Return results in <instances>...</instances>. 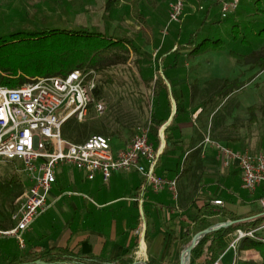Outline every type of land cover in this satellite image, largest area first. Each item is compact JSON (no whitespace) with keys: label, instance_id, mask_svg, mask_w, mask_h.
Segmentation results:
<instances>
[{"label":"crops","instance_id":"0c3cea01","mask_svg":"<svg viewBox=\"0 0 264 264\" xmlns=\"http://www.w3.org/2000/svg\"><path fill=\"white\" fill-rule=\"evenodd\" d=\"M252 1L248 0L249 4ZM240 5L234 14L239 12ZM164 18L155 21V26H163ZM144 53L152 60L146 51ZM180 72L185 75L184 71ZM175 76L177 79L178 75ZM163 77L171 92L172 84L164 71ZM175 85L178 88L186 85L188 90L191 82L178 78ZM174 107L173 104L169 120L162 125L166 138L175 115ZM195 108V112L188 114L191 118L179 124L182 138L177 142L196 146L182 154L179 150L166 154L165 147L157 165L159 174L178 177V200L168 190L154 192L134 171L115 172L107 182L101 174L89 179L81 171H71L67 182L61 181L56 189L53 188L51 199L61 194L58 189L62 187L82 195L65 196L55 201L26 232V250L21 251L14 238L0 239V264H138L139 260L149 264H180L183 251L201 228L264 215L259 202L264 197V186L254 194L243 189L240 170L235 165L224 166L216 147L200 148L201 165L190 159V153L206 135L195 121L204 107L199 104ZM214 128L218 132L217 127ZM129 144L130 141L122 137L111 139L114 153L126 149ZM179 159H182L181 164ZM60 175L65 178L61 172ZM216 199L222 200L223 205H215ZM228 248L218 259L219 264H260L263 261L257 248L242 249L241 244L236 251ZM194 264H205V256Z\"/></svg>","mask_w":264,"mask_h":264},{"label":"rangeland","instance_id":"374dc122","mask_svg":"<svg viewBox=\"0 0 264 264\" xmlns=\"http://www.w3.org/2000/svg\"><path fill=\"white\" fill-rule=\"evenodd\" d=\"M109 1L111 0H0V30L7 32L21 26L35 25L71 26L127 36L131 37L140 49L146 51L152 58L151 61L158 66L161 60L157 58L165 45L176 43L178 39L185 40L192 31L195 43L176 45V49L182 52L180 64L186 78L191 84L198 83L200 86L197 97L191 103L192 107L195 109L216 89L209 85L214 79H237L239 84L233 95L204 107L202 114L195 118V121L206 134L211 132L213 135V129L218 122V132L215 134L227 132L228 136H238L240 140L236 142L237 145L223 139L222 142L231 147L247 149L253 153L264 151V68L251 69L243 57L239 56L242 53H245L244 56H250L253 49L264 51V42H260L257 35V32L264 28V0L260 3L251 0V4L248 0H243L237 14L232 13L229 18L218 23L213 21L221 15L220 0H188L180 22L173 23L167 32L165 27L170 16V6L175 0H143L137 5L118 0L117 6L106 10ZM190 12L192 15L185 16ZM166 13L167 17L164 18ZM163 18V26H155V21ZM206 30L210 36L221 40V47L218 50L208 48L201 54L189 56V51L195 49L196 43L202 42ZM230 51L236 53L233 55ZM125 73L112 87L105 88L102 100L106 106L105 112L101 115L96 112L89 114L87 124L92 127H104L106 135L112 140L122 137L131 142L137 127L146 123V115L138 106L137 91L131 94L135 88L126 76L129 72ZM158 73L163 76L162 68L158 67ZM123 80L125 82L120 84ZM173 104L175 106L172 99V110ZM252 105L257 107L255 123H251L248 110ZM233 125H236L237 129H234ZM93 134L95 132L89 136ZM23 168L21 161L13 162L1 158L0 182L4 184L10 178L11 172L15 171L23 185L22 189L13 186L7 190L0 185L2 228L13 225L11 215L18 208L23 191L30 185ZM71 171L80 173L75 168L58 167L55 189L61 181L67 182ZM60 172L65 178L59 176Z\"/></svg>","mask_w":264,"mask_h":264},{"label":"built area","instance_id":"2783aa9c","mask_svg":"<svg viewBox=\"0 0 264 264\" xmlns=\"http://www.w3.org/2000/svg\"><path fill=\"white\" fill-rule=\"evenodd\" d=\"M220 1L221 16L226 18L238 9L241 0ZM185 6L186 0L171 3L166 32L173 23L180 22ZM97 83L95 69H77L65 76L38 77L18 88L0 85V161L2 157L7 161H21L30 181L11 215L13 225L0 227V239L14 238L21 251L27 248L26 232L55 201L65 196L82 195L64 191L55 200L51 199L59 166L73 167L89 179L101 174L106 182L115 172L134 171L154 192L168 190L175 200L179 198L178 177L157 172L166 147L163 129L160 128L159 143L154 146L150 125L138 126L129 146L118 153L113 152L107 136L94 134L84 142H75L62 134V126L70 118L86 120L92 104L98 115L105 112V103L95 100ZM208 145L216 147L224 166L238 167L243 189L254 194L264 186V151L253 153L232 148L214 140L210 132L197 148ZM259 202L264 209V197ZM213 203L223 205L220 199ZM246 238L264 243V223L248 230L238 229L228 249L236 251ZM138 264L149 263L139 260ZM215 264H219V260Z\"/></svg>","mask_w":264,"mask_h":264},{"label":"trees","instance_id":"16d2710c","mask_svg":"<svg viewBox=\"0 0 264 264\" xmlns=\"http://www.w3.org/2000/svg\"><path fill=\"white\" fill-rule=\"evenodd\" d=\"M117 1H109L106 5V10H111L114 6H117ZM125 1L137 5L138 2L143 0ZM144 1L153 2V0ZM189 15L187 13L185 16ZM227 18L229 16L222 18L219 15L216 20L213 21L212 19V21L218 23ZM207 22H205V26ZM262 23L264 24V22ZM199 25L201 26V22ZM204 27H202V30ZM257 35L261 38H259V41L264 42V28L260 29ZM193 36L194 32L191 31L185 40L178 39L176 43H167L157 58H161V64L158 66L157 63H153L145 55L144 51L137 46V43L131 37L127 36H118L90 30L85 27L74 28L71 26L35 25L34 27L21 26L7 32L0 30V85L18 88L38 77L65 76L77 69H95L98 73L95 100L99 101L104 100L105 88L107 86L112 87L119 80L118 78H121V75L125 76L124 73L128 71L129 73L126 76L135 88L131 91V94L133 95L134 91H137V103L146 115V123L144 124L150 125L151 142L154 146L159 143L161 126L169 120L172 114V98L175 101L176 112L167 133L165 153L169 154L179 150V153L182 154L196 146L194 143L185 146L183 142H180L179 145L177 141L182 138L179 124L183 120L190 119L189 115L196 111V108H193L194 110L191 108V103L197 97L199 84H191L188 90L186 85L184 88V85L179 88L175 85L178 78L182 79L186 78V76H183L180 72L182 70L180 64L182 52L179 49H174V47L178 44L195 43ZM220 41L219 38L210 36V33L206 30L203 33L202 42L196 43L195 49L189 51L188 55L201 54L208 48L218 50L221 47ZM235 53L230 51V54L234 55ZM244 55L245 53H242L239 56L243 57L246 61L245 63L251 69L264 68L263 50L257 51L253 49L250 56ZM158 67L163 69L165 77L171 82V92L165 82V78L158 73ZM175 75H178L177 79H175ZM124 82V80L120 81V84ZM209 85L216 89L202 101L200 105L203 107L233 95L239 87L237 79L230 78L214 79L210 81ZM212 88L207 89L210 90ZM248 110L251 123H255L257 121V107L252 105ZM95 112V105L92 104L89 114ZM217 125L218 122L216 123ZM233 126L234 129H237L236 125ZM103 128L89 126L87 118L84 121H79L72 117L63 124L62 134L72 141L84 142L90 137L89 134L93 132L107 136ZM213 133V135L211 133V137L219 142H222L223 139L229 143H236L240 140L238 136L226 135L227 132L215 134V128ZM200 151V148H197L190 153V159L196 160L197 165L202 164ZM181 162L182 159H179L178 163L181 164ZM18 175L15 171L11 172L10 178L4 184L0 182V185L4 190L13 186L22 189L23 185ZM63 188L58 189V191L63 193L65 191ZM233 218L239 219L240 217ZM263 219L264 215H261L207 234L195 248L190 264H194L203 255L205 256V264H214L227 250L238 229L248 230L258 227ZM241 248L259 249L263 256V261L260 264H264V243L262 241L246 238L242 241Z\"/></svg>","mask_w":264,"mask_h":264},{"label":"water","instance_id":"95a60500","mask_svg":"<svg viewBox=\"0 0 264 264\" xmlns=\"http://www.w3.org/2000/svg\"><path fill=\"white\" fill-rule=\"evenodd\" d=\"M176 111V107L174 110V114ZM172 118L170 119L169 122H171ZM169 122L167 123V125H169ZM237 221H225V222H221L215 225H211V226H207L204 228H201L199 231H197L195 233V235L192 237V239L190 240V242L188 243V245L186 246L185 250L182 253V257H181V261L180 264H182L184 261L186 262V264H190L191 261V257L193 255V252L195 250V248L197 247V245L201 242V240L209 233L219 230L221 228H225L228 227L234 223H236ZM191 245V247H189ZM189 247V249H188Z\"/></svg>","mask_w":264,"mask_h":264},{"label":"bare ground","instance_id":"6f19581e","mask_svg":"<svg viewBox=\"0 0 264 264\" xmlns=\"http://www.w3.org/2000/svg\"><path fill=\"white\" fill-rule=\"evenodd\" d=\"M189 247H191V245ZM189 247H188V249H189ZM182 264H186V262L184 261Z\"/></svg>","mask_w":264,"mask_h":264}]
</instances>
